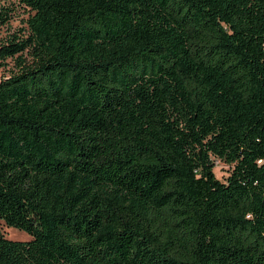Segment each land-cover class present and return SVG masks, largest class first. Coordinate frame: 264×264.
<instances>
[{"label": "trees", "instance_id": "trees-1", "mask_svg": "<svg viewBox=\"0 0 264 264\" xmlns=\"http://www.w3.org/2000/svg\"><path fill=\"white\" fill-rule=\"evenodd\" d=\"M4 27L0 264H264V0H0Z\"/></svg>", "mask_w": 264, "mask_h": 264}, {"label": "rangeland", "instance_id": "rangeland-1", "mask_svg": "<svg viewBox=\"0 0 264 264\" xmlns=\"http://www.w3.org/2000/svg\"><path fill=\"white\" fill-rule=\"evenodd\" d=\"M19 24V20H14L12 21V27H15ZM8 32V30L4 27V28H0V39L5 36V34ZM5 72L3 71L2 68H0V78L2 76V74H4ZM214 172L217 178L219 179H224L225 176L228 173V166L225 165L224 163L217 161L216 162V166L214 168ZM2 227V231L5 234V236L8 239L11 240H28L30 238L29 234L22 229H17L15 227H8V226H1Z\"/></svg>", "mask_w": 264, "mask_h": 264}]
</instances>
